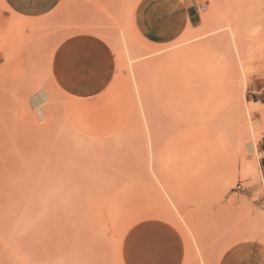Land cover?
<instances>
[{
	"label": "rangeland",
	"instance_id": "rangeland-1",
	"mask_svg": "<svg viewBox=\"0 0 264 264\" xmlns=\"http://www.w3.org/2000/svg\"><path fill=\"white\" fill-rule=\"evenodd\" d=\"M137 2L57 0L31 19L0 0V264H125L150 218L182 233L184 264L264 257V0H195L164 45L137 31ZM72 39L112 64L93 65L115 75L97 97L64 88L92 56L55 57Z\"/></svg>",
	"mask_w": 264,
	"mask_h": 264
},
{
	"label": "crops",
	"instance_id": "crops-1",
	"mask_svg": "<svg viewBox=\"0 0 264 264\" xmlns=\"http://www.w3.org/2000/svg\"><path fill=\"white\" fill-rule=\"evenodd\" d=\"M57 0H4L5 4L17 15L23 18H41L49 11ZM195 0H138L133 12L135 27L140 35L150 44L164 45L179 39L186 31ZM1 21V10H0ZM66 44H77L92 54L90 64L72 81L67 89L55 76L58 82L67 90V94L76 99H90L103 94L112 84L114 73L100 68H93L97 59L112 66L104 52L97 48L77 42L75 39L63 43L57 50ZM100 57V58H99ZM261 148L263 151L259 169L264 182V138ZM147 225L158 239L149 245L133 247L130 237L138 228ZM123 260L125 264L135 261V264H184L187 257V244L182 233L171 223L157 218L145 219L132 225L123 241ZM233 254H227L222 264H233ZM249 261V259H248ZM259 262V263H258ZM258 264H264V257L258 259ZM256 263V264H257ZM251 264V263H250Z\"/></svg>",
	"mask_w": 264,
	"mask_h": 264
},
{
	"label": "snow or ice",
	"instance_id": "snow-or-ice-1",
	"mask_svg": "<svg viewBox=\"0 0 264 264\" xmlns=\"http://www.w3.org/2000/svg\"><path fill=\"white\" fill-rule=\"evenodd\" d=\"M158 239L157 235L150 230V226L144 225L138 228L136 232L132 233L130 240L133 247L139 245H149ZM261 246H264V237L259 238L257 241ZM129 264H135V261H130Z\"/></svg>",
	"mask_w": 264,
	"mask_h": 264
},
{
	"label": "bare ground",
	"instance_id": "bare-ground-1",
	"mask_svg": "<svg viewBox=\"0 0 264 264\" xmlns=\"http://www.w3.org/2000/svg\"><path fill=\"white\" fill-rule=\"evenodd\" d=\"M215 19L217 20V18H215ZM218 19H220V18H218ZM217 21H218V20H217ZM222 22H223V21H222ZM222 22H221V21H220V22L218 21V23H220V25L223 24ZM223 26H224V25H223ZM221 27H222V25H221ZM231 29H232V28H231ZM231 29H230V30H231ZM232 31H233V30H232ZM232 31H231V34L233 33ZM234 34H235V32H234ZM234 34H232V35H234ZM229 35H230V32H229ZM232 35H231V36H232ZM231 36H230V38H233V37H231ZM235 36H236V34L234 35V37H235ZM235 38H236V37H235ZM235 38H233V39H234L233 41H238V40L235 39ZM181 40H182V39H181ZM231 41H232V39H231ZM178 42H179V41H177V43H178ZM238 43H239V42H238ZM171 44H173V43H171ZM171 44H170V45H171ZM235 44H236V42H235ZM235 44H234V45H235ZM174 45H175V44H174ZM232 45H233V42H232ZM235 46H238V45H235ZM232 47H233V46H232ZM233 48H234V47H233ZM233 48H232V49H233ZM240 48H242V50H243V47H242V46H241ZM235 50H237V49H235ZM238 50H239V46H238ZM242 50L240 49V51H242ZM240 51H239V53H241V54L244 52V51H242V52H240ZM236 52H237V51H236ZM237 53H238V52H237ZM243 54H245V52H244ZM243 54H242V56H241L240 58H243V57H244ZM238 55H240V54H238ZM243 59H244V58H243ZM243 59H240V60H243ZM131 60H132V59H130L129 61H131ZM237 62H238V61H237ZM241 62H242V61H241ZM238 64H239V63H238ZM238 64H237V65H238ZM242 67H243V65H242ZM242 67H241V68H242ZM243 68H244V67H243ZM239 69H240V68H239ZM241 70H242V69H241ZM243 73H245V70H244ZM252 109H253V108H252ZM246 111H247V110H246ZM249 111H251V107H249ZM248 113H250V112H248ZM246 114H247V113H246ZM248 115H249V114H248ZM249 118H250V117H249ZM250 123H251V122H250ZM252 125H253V124H252ZM249 126H250V125H249ZM252 127H253V126H252ZM253 130H254V128H253ZM150 133H151V131H148V134H150ZM149 138H150V135H149ZM150 139H151V138H150ZM150 139H149V140H150ZM150 150H151V149H150ZM151 151H152V150H151ZM165 190H166V189H165ZM165 190H164V191H165ZM166 192H167V190H166Z\"/></svg>",
	"mask_w": 264,
	"mask_h": 264
}]
</instances>
